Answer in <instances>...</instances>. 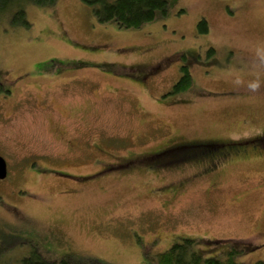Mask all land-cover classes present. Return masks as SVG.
Here are the masks:
<instances>
[{
	"label": "rangeland",
	"instance_id": "1",
	"mask_svg": "<svg viewBox=\"0 0 264 264\" xmlns=\"http://www.w3.org/2000/svg\"><path fill=\"white\" fill-rule=\"evenodd\" d=\"M21 6L30 25L0 21V261L37 247L69 264H154L183 237L264 260L259 142L205 175L153 154L264 130V0H167L135 28L99 22L82 0ZM182 64L194 92L169 93Z\"/></svg>",
	"mask_w": 264,
	"mask_h": 264
},
{
	"label": "trees",
	"instance_id": "2",
	"mask_svg": "<svg viewBox=\"0 0 264 264\" xmlns=\"http://www.w3.org/2000/svg\"><path fill=\"white\" fill-rule=\"evenodd\" d=\"M28 2H32L35 5H48L53 4L56 0H24ZM83 2L92 6V13L99 20V22H104L108 20H114L115 23L120 27L125 28H135L140 26L143 23L151 22L154 20L158 12L165 13L167 8V0H82ZM23 0H0V21L2 18L6 16L9 17L10 25H30L29 21L25 16V10L22 8ZM198 30L200 32L207 31V23L204 18L200 19L197 24ZM195 57H193L194 59ZM192 59V62L195 61ZM197 67V66H196ZM144 69H148L150 67L142 66ZM195 68V67H194ZM193 73V72H192ZM199 79H202L199 76ZM200 84H203L202 81L199 80ZM197 88L196 90H199ZM9 92L3 83L0 81V92L2 91ZM190 91L194 92L193 88V79L188 65L182 64L180 65V76L179 78L172 84L169 93L175 94L179 92ZM187 101V100H186ZM188 102V101H187ZM264 137V130L260 133L253 135L252 137L240 138L237 140H222L216 138H209L210 140H216L217 142H211L209 145V151L206 157L202 158H212L209 164V168H213L219 164H222L227 157L230 155H237L239 152L234 146H239L242 143H251V142H259L258 139ZM221 140V141H220ZM185 141V143L191 144H199L202 143V137L197 138H185L181 143ZM228 142V143H227ZM179 143V141H176ZM223 144L227 147H231L229 150L225 148H220ZM263 146V145H261ZM264 147V146H263ZM228 153H227V152ZM176 152L167 151L164 152L165 164H179V159L177 156H182L183 153L175 154ZM176 155L175 158L172 155ZM187 157L192 159L195 155V160L192 163V166L195 167L194 173L196 175H200L201 165L194 166L195 163L199 161L201 158L198 150L190 149L186 151ZM175 164V165H177ZM191 164V163H190ZM214 171V170H213ZM193 173V174H194ZM208 174V173H206ZM196 244L195 238L183 237L179 238L175 241L169 248L164 251L157 252L154 255L153 262L154 264H244L235 260V256L241 252L243 247L236 246L235 243L232 244L230 249L226 250L225 253H222L221 256L211 255L210 253L202 252L201 249H196L194 246ZM246 248H250L252 244L250 242L241 243ZM4 259V258H2ZM1 259V260H2ZM4 261V260H3ZM0 264H7L0 261ZM19 264H69L68 256L64 257H53L51 252L48 250L41 251L37 247L33 249L31 253L25 255L21 258ZM253 264H264V260H256Z\"/></svg>",
	"mask_w": 264,
	"mask_h": 264
},
{
	"label": "flooded vegetation",
	"instance_id": "3",
	"mask_svg": "<svg viewBox=\"0 0 264 264\" xmlns=\"http://www.w3.org/2000/svg\"><path fill=\"white\" fill-rule=\"evenodd\" d=\"M259 141H260V145H263L264 146V137H262V138H260V139H258ZM190 142V141H189ZM185 143V141H183L182 143L179 141V143H176V142H174V143H169V144H166V145H163L162 147H161V149L160 150H158V151H156L155 153H153V154H156V153H159V154H162L163 156L165 155L164 154V152H169V151H174V152H176L175 154H180V155H182L181 153H183V157L182 156H177L178 157V159H179V161L178 162H181V163H193V161L195 160L194 158H195V155L192 157V159H190V158H188L187 157V154H186V151L187 150H190V149H194V150H198L199 151V153H200V156H201V158L199 159V161L197 162V163H195L194 164V166H198V165H201L202 166V168H201V172H202V174L203 175H205L206 173H210V172H212L213 171V169L214 168H216L217 166H215V167H213V168H209L210 166H209V164H208V162L210 163L211 162V160H214V159H212V158H202V157H206V155H203V154H207L208 153V149H209V145H210V143L211 142H217L216 140H210V139H207V138H202V141H200V142H202V143H199V144H191V143ZM226 147V145L225 144H223L220 148H225ZM227 152V151H226ZM228 153V152H227ZM151 154H149V155H146V156H143V153H142V155H139L138 157H136V159H138V160H140V162H142V158H144L145 159V161H146V163L148 164L149 163V161H150V158H149V156H150ZM173 156H174V158H175V156L176 155H174V154H172ZM131 156V158H129L128 157V159H135V158H133L132 157V155H130ZM122 159H123V157L121 158V161L120 162H122ZM137 161V160H136ZM135 161V162H136ZM134 162V163H135ZM111 163H109V164H105V165H103V166H106V167H108V169H115V168H118V167H120L119 165H110ZM6 165H7V163H6ZM110 165V166H109ZM195 168V167H194ZM7 174H8V166H7V173H6V176H7ZM193 175H195V173L193 174ZM6 176H4L3 178H0V179H3L4 180V178L6 177Z\"/></svg>",
	"mask_w": 264,
	"mask_h": 264
},
{
	"label": "water",
	"instance_id": "4",
	"mask_svg": "<svg viewBox=\"0 0 264 264\" xmlns=\"http://www.w3.org/2000/svg\"><path fill=\"white\" fill-rule=\"evenodd\" d=\"M6 175V161L0 155V178H3Z\"/></svg>",
	"mask_w": 264,
	"mask_h": 264
}]
</instances>
